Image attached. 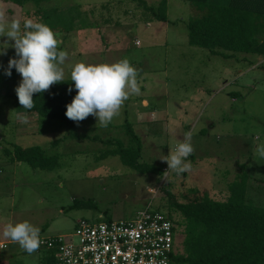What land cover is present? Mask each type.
Instances as JSON below:
<instances>
[{"label":"rangeland","instance_id":"obj_1","mask_svg":"<svg viewBox=\"0 0 264 264\" xmlns=\"http://www.w3.org/2000/svg\"><path fill=\"white\" fill-rule=\"evenodd\" d=\"M144 1L158 8L162 0ZM139 4L138 0H52L38 8L0 0L4 21L19 20L21 27L25 18L40 22L39 9L78 6L85 25L79 19L72 32H56L59 49L69 54L64 79H71L74 62L114 63L127 58L138 70L140 86V95L131 96L107 127H96L97 118L89 116L76 129L81 138L70 139L59 119L32 113L26 124L18 118L23 114L15 110L14 95L20 74L15 81L0 82V241L7 248H0V264H47L46 250L28 254L3 237L7 223L27 220L40 228V238L67 236L84 218L127 220L148 205L168 212V190L177 198L198 190L225 202L235 184H246L247 202L264 208V159L252 151L264 144V56L230 51L219 56L191 46L187 23L194 15L187 2L167 0V22L143 12ZM4 43L14 41L0 37ZM13 57L12 47L0 55V72ZM127 123L142 140L140 162L158 166L163 174L168 165L160 158L191 132V170L180 175L169 172L167 177L141 174L119 157L106 156L115 149L106 144L109 140L136 147ZM17 146H39L49 157H57L58 164L43 170L14 162ZM77 201L95 206L72 208ZM179 229L178 241L184 239L182 225Z\"/></svg>","mask_w":264,"mask_h":264},{"label":"trees","instance_id":"obj_2","mask_svg":"<svg viewBox=\"0 0 264 264\" xmlns=\"http://www.w3.org/2000/svg\"><path fill=\"white\" fill-rule=\"evenodd\" d=\"M17 6L34 5L38 8L52 0H9ZM145 13H150L160 22H167V0H162L157 7H148L146 1L138 0ZM190 4L193 17L187 23L189 43L191 46L209 50L213 55H224L223 51L255 54L264 56V0H180ZM156 8L158 10H156ZM40 22L46 23L54 32L70 33L75 30L76 22L85 25L82 12L78 6L66 10L55 7L39 9ZM14 58V57H13ZM7 59V66L9 60ZM7 67L0 72V82H11L19 73L12 69V75H5ZM71 79L54 84L48 91L33 96L35 108L25 110L19 104L15 93V110L17 114H32L59 119L65 125L70 139L81 138L76 134L79 123L65 115L67 105L77 94ZM72 88L71 93L68 91ZM129 136L136 141L135 146H125L120 140H109L106 144L115 146L106 156L119 157L128 168L141 174L162 175L163 171L156 165L141 163L142 140L134 131L133 125L127 123ZM54 141L53 144H57ZM14 162H23L33 169H54L57 157H49L43 148L34 146L22 148L17 146L12 157ZM168 216L183 227L184 239L177 241L172 264H264V208L249 204L246 200L247 185H233L227 201L218 202L208 194L198 190L183 193L177 198L169 190ZM91 201H77L74 209L93 208ZM158 212H163L154 209ZM173 213L180 215L178 221ZM110 221V220H107ZM181 224V225H180ZM46 250V249H39ZM47 264H56L55 252L46 250Z\"/></svg>","mask_w":264,"mask_h":264},{"label":"clouds","instance_id":"obj_3","mask_svg":"<svg viewBox=\"0 0 264 264\" xmlns=\"http://www.w3.org/2000/svg\"><path fill=\"white\" fill-rule=\"evenodd\" d=\"M6 36L12 43L0 44V55H6V49H15L16 58L9 60L5 75L11 76L15 69L22 77L15 92L19 104L25 110L35 108L34 94L48 91L52 85L63 83L65 78L64 65L68 60V52L60 50L59 34L46 23L25 18L23 27L19 20L10 23L0 15V37ZM3 67V65H0ZM138 70L127 58L114 63L74 62L71 65V83H74L77 94L69 103L65 115L74 122H81L89 116L97 118L96 127H107L120 114L124 103L133 95H140ZM68 91L71 93L72 88ZM23 123H28V115L21 117ZM253 155L264 159V144L252 149ZM194 152L192 133L184 134L182 140L170 147V153L160 160L168 165L169 172L177 175L188 172L192 168L188 157ZM40 228L24 220L7 223L2 235L17 243L28 254L39 250L42 243ZM167 264V258L159 261Z\"/></svg>","mask_w":264,"mask_h":264},{"label":"built area","instance_id":"obj_4","mask_svg":"<svg viewBox=\"0 0 264 264\" xmlns=\"http://www.w3.org/2000/svg\"><path fill=\"white\" fill-rule=\"evenodd\" d=\"M178 228L174 218L148 205L127 220H79L71 235L40 238L39 249L55 252L56 264H159L164 258L172 264Z\"/></svg>","mask_w":264,"mask_h":264}]
</instances>
